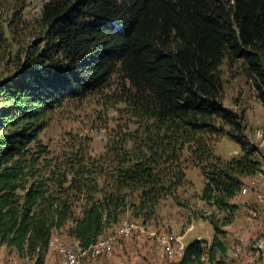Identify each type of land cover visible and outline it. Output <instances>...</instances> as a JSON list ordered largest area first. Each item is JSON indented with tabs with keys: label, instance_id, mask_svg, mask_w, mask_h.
<instances>
[{
	"label": "trees",
	"instance_id": "16d2710c",
	"mask_svg": "<svg viewBox=\"0 0 264 264\" xmlns=\"http://www.w3.org/2000/svg\"><path fill=\"white\" fill-rule=\"evenodd\" d=\"M11 3L0 0V63L13 65L0 79V244L33 264H44L56 232L88 247L128 209L150 218L185 182L186 160L204 178L200 199L225 215L205 216L210 244L186 243L174 264L224 252L231 200L258 165L242 114L221 102L219 67L238 65L264 104V0H47L30 21L24 4ZM114 73L129 84L136 127L119 133L108 156L53 154L38 136L55 111ZM217 133L243 153L214 156Z\"/></svg>",
	"mask_w": 264,
	"mask_h": 264
},
{
	"label": "rangeland",
	"instance_id": "374dc122",
	"mask_svg": "<svg viewBox=\"0 0 264 264\" xmlns=\"http://www.w3.org/2000/svg\"><path fill=\"white\" fill-rule=\"evenodd\" d=\"M46 1L12 0L10 7L24 4L21 15L30 21L39 17L41 7ZM12 68L11 62H1L0 79ZM219 68L223 82L221 102L224 107L242 114L243 141L248 142V148H254L253 158L258 167L255 172L241 176L242 184L254 181L250 190L246 194L238 191L231 200L237 205V209L231 222L221 227L224 230L221 239L226 250L217 252L211 262H208L207 258L204 263L237 264L240 260H245L246 253L236 258L231 248L237 237L243 236L249 247L256 243L263 244V248L251 259L253 262L250 264H264V104L256 98L254 81L247 78L238 65L229 67L223 62ZM128 85L121 73H114L99 90L83 98L67 100L55 111L49 124L40 132L39 139L55 155L81 147L91 159L100 155L108 156L111 153L110 148L119 138V133L131 131L136 127L134 119L125 108ZM224 129L228 128L225 126ZM208 147L214 156L223 161L243 153L241 144L226 133L214 134L208 141ZM187 156L188 150L185 149L183 158ZM182 166L185 169V182L176 189L173 196L159 202L150 218H144L135 214L133 209H128L116 223L105 229L101 237L111 234L122 219L137 225L131 236L117 241V244L121 245L118 248L120 258L130 261L137 255L138 264L168 263V259L161 255L159 234L176 237L184 244L196 239L203 241L206 247L210 244L214 231L205 216L213 213L221 221L225 212L218 211L215 206L200 199L204 178L199 168L186 160H183ZM98 178L101 183L102 178ZM254 210L257 211L256 214H253ZM56 235L65 245H75L64 232H56ZM125 243L127 245H124ZM116 250L114 249L111 257L87 259L84 264H111L117 256ZM52 253H48V259L50 264H56L57 255ZM0 264H32V261L18 257L15 252L0 244Z\"/></svg>",
	"mask_w": 264,
	"mask_h": 264
},
{
	"label": "built area",
	"instance_id": "2783aa9c",
	"mask_svg": "<svg viewBox=\"0 0 264 264\" xmlns=\"http://www.w3.org/2000/svg\"><path fill=\"white\" fill-rule=\"evenodd\" d=\"M242 184L239 193L246 194L253 184ZM260 197V195L258 196ZM261 199V197L259 198ZM257 211H253L256 214ZM137 228V225L130 220L122 219L118 222L111 234L104 237H100L94 243L88 247H79L77 244L74 246L65 245L59 236L53 234L49 241L48 250H52L57 255L56 264H84L87 259H96L100 257H111L114 253L115 245L121 238H127L132 235L133 231ZM158 242L161 248V255L168 259V263H152L146 262L144 264H174L179 260L183 254L185 244L180 242L178 238H172L158 235ZM232 250L234 257H239L242 253H246V259L237 262V264H250L256 257V253L263 248L262 243H256L249 247L245 237L239 236L232 244ZM207 259V254L203 253L201 260ZM33 264V262H32Z\"/></svg>",
	"mask_w": 264,
	"mask_h": 264
},
{
	"label": "crops",
	"instance_id": "0c3cea01",
	"mask_svg": "<svg viewBox=\"0 0 264 264\" xmlns=\"http://www.w3.org/2000/svg\"><path fill=\"white\" fill-rule=\"evenodd\" d=\"M72 241H73V243L75 245L77 244V242L75 240L72 239ZM124 245H127V243H125ZM120 247H121L120 244L119 245L118 244L116 245L115 249H117V250H116L115 255H117V256H115V258L111 261V264H138V262H139L138 260L139 259L137 258V255L134 256V257L132 256L134 259H132L130 261H127L125 259L120 258V256L118 255V251H119L118 248H120ZM52 252H53L52 250H48V253H52ZM48 253L46 254V258H45L44 264H48V263L50 264V260L48 259V257H49L48 256ZM52 254H54V252Z\"/></svg>",
	"mask_w": 264,
	"mask_h": 264
}]
</instances>
